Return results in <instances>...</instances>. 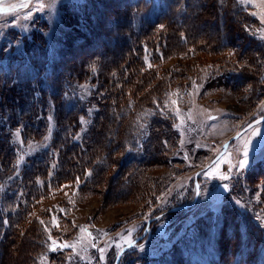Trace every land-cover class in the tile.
<instances>
[{
	"label": "rangeland",
	"instance_id": "374dc122",
	"mask_svg": "<svg viewBox=\"0 0 264 264\" xmlns=\"http://www.w3.org/2000/svg\"><path fill=\"white\" fill-rule=\"evenodd\" d=\"M115 1L100 0L96 5L93 3L91 11L94 16L93 23L91 18L74 21L72 15L70 16L66 12L71 11L72 3L88 2L87 0H0V68L1 71H8L7 74L0 72V126H4V133L0 136V146L4 143L3 137L5 134H11L10 138H12L15 134L19 135L17 129L20 128L8 119L5 108L20 106V109L23 110L22 99L24 97H31L40 104L36 103L34 107L32 105L28 106L29 110L31 107L33 109L30 110V116L27 117L25 122H29L31 126H29V130H25L26 134H23V136H32L30 141L25 143L24 140L22 142L21 139H16L17 146L13 149H19L23 152L24 158L26 156L29 158L37 157L38 152L41 151L43 146L47 145V142L53 143L55 138L64 133L62 129H64L66 120L65 114H68L65 111L68 105L74 102V108L77 110L79 105L84 104L81 100L83 98L70 92L67 83L69 71L67 69L70 67L71 62L80 61L87 53L110 52L118 55L126 43L123 42L126 39L121 41V38L130 36V39H133L135 34L134 25L136 26V23H138L136 16L119 19L116 23L112 15L116 16L113 11L126 6L130 0ZM172 1L174 3L175 0ZM176 1L177 6L173 9L175 13L169 19L170 22L178 26V23H181V25L187 23L190 18L189 12H192L191 15L194 14L195 11L199 10L201 4H205L201 8H207V12L204 14L206 16L210 15L208 13L215 0ZM216 1L218 6L217 4L212 6V10L225 8L227 3L228 7L230 3L232 5L236 3V8L239 5L242 6V9L237 10L236 15L233 14L234 19L236 16L237 26L235 49L226 48L221 52H217L212 50L214 48L209 41L210 47L200 49V45L204 43L198 42V40L191 45L189 43L187 47L183 48L182 52L163 51V48L159 46V49L154 50L153 56L144 61L145 63L151 60L152 63L145 64L144 73H141L140 77L134 78L125 73L128 82L124 99L127 102L129 100L126 105L128 108L143 109L147 103L153 104L156 100H162L164 105H168L169 110L174 111L187 124L196 127L194 118H197L203 125L202 128L196 127L198 130L191 128L194 136L205 141L209 146V149L204 153L205 156L201 157L203 162L206 163L202 162L195 172L182 169L183 164L180 163V157L175 154L174 149L169 147V149L163 151L160 147L159 149L154 148V143V153L148 159L146 158L142 177L145 179L154 177L158 180L162 177L164 179L166 174L170 175V182L162 191L160 197V199L163 197L162 201L175 195L176 198L183 199L185 202L189 201L188 204H190L195 193V173L207 165L221 151L224 143L255 119L264 117L263 79L260 83L263 85L262 93L258 95L257 101L253 103L250 102L249 93L250 88L255 86L254 77L245 73L250 78L239 89L236 87L237 90L233 87L230 89L217 80L221 77L219 72L226 67V65H222L226 64V58L236 59V70H240L247 56L256 52V45H254L255 47L252 45V40H256L254 36L258 33L257 37L264 40V0H230V2L222 0L221 3L220 0ZM189 2L190 5H188ZM184 4L186 5L185 10L183 9ZM66 5L68 8H65ZM148 9L147 6L145 12ZM180 14L184 16L178 22ZM226 18L227 26L230 23L231 16L228 18L226 15ZM243 19H246L248 25L242 21ZM141 21L143 22L142 18ZM89 23L90 25H87ZM114 27H117V29ZM128 27L129 29H127ZM217 28H219V21L217 22ZM121 29L124 30V33H121ZM199 30L206 33L208 37H214L216 33L212 25L200 26ZM99 31L104 36H101ZM85 33H92V41L83 38L86 36ZM34 35L38 36L39 39L35 38ZM118 35H121L120 38ZM72 36L79 41L75 42L74 46L69 47L68 55L63 54L62 72H57L59 83L56 89L50 88L54 85L53 78L48 76L47 68L50 67L44 64V67L39 68V61L43 54L45 58V52L53 55L56 48L63 45V39L66 38V44L73 41ZM249 39L252 40L249 41ZM88 44L90 45L88 46ZM43 48L45 49L44 52H42ZM142 50H138V54ZM243 51L244 56L239 58L243 55ZM18 53H23L25 58L23 59V62H25L22 63L24 64L22 71H14V66L19 64L15 57ZM145 53L147 52H144V55ZM84 62L85 59L80 64ZM72 63L75 64V62ZM76 66L79 68L78 63ZM217 69L220 70L217 72L215 71ZM246 70L248 71L249 68H246ZM81 71L83 69L80 67L78 73L81 74ZM209 71L212 72L209 73ZM255 80V84L258 86V79ZM5 82L9 84V87L5 88ZM84 85H87V83ZM98 91L94 92L90 104L107 102L104 97L103 102L99 101L103 94ZM200 122L196 121V124L201 125ZM47 137L50 138L49 141ZM114 142V140L106 141L111 148L115 147L118 150L121 147L122 152L127 149L122 143L115 145ZM176 145H179L181 151L184 152V154L182 153L184 157L190 156L192 158L194 156L195 151L191 146L188 149L186 147L188 144H183L178 140ZM100 149L98 148V153H100ZM117 153L112 158L119 159L120 151L118 150ZM133 155H136V153L133 152ZM116 169V166L109 168L108 173L103 174L102 180H107L109 177L113 178ZM175 169H179V171H173ZM249 169L254 172L253 177L246 173ZM259 171H261L260 174ZM127 172L128 170L123 172L124 175L120 180H115V187L112 191L106 188L105 182L104 185L95 187L90 193H86L85 190L83 193L69 192L66 189L69 185L66 186L65 184H61L54 190L52 189L53 191H50L48 196L40 199L31 207V211L27 216V219L29 218L26 221L27 225L16 229L13 234L9 233L7 238L5 237L7 232L5 230L2 232L0 227V236L2 234L0 246L4 247L5 251L2 263L26 264L28 258L31 260L32 256L37 260L35 264H50L52 261L56 263L59 258L65 256L61 250L66 245L60 239L68 240L75 233L78 236L76 243L79 247V254L83 255L77 254L75 242L72 245V251L77 256L87 260V262L82 263L72 256L71 259H75L72 264H107L106 258L112 251L116 253L117 258L120 250L141 236L147 227V221L152 219L146 218L150 217L151 211L154 209L153 206H149L146 210H143L146 200L138 196L142 183L139 184L131 180L134 185L132 187L133 191H130V194L128 192L127 195L125 188L119 189L120 181L127 179ZM237 177L246 179V182L250 183L249 193L256 206L260 207L258 213V217H260L261 214H264V122L233 140L221 159L199 175L197 179L199 186L198 198L193 206L199 205L201 208L191 214L188 211L182 212L179 217L162 218L159 223L155 221L149 226V231L141 239L142 241L139 240L141 242H138L137 245L142 246V252L146 254L152 255L161 252L152 264H176L177 259L181 260L177 264H210L209 258L215 255L214 246L217 243L216 235L219 232L217 230L221 221V217L217 215L216 211L223 203L224 198H227L229 203L234 200V182ZM158 181H161V179ZM160 199L159 203L161 202ZM62 209H64L65 214L64 216L60 215L58 219L56 211ZM185 210L187 209L182 211ZM207 210L208 212H215H213L212 221L210 220L209 223V226L213 227L214 230L212 236L211 231L208 233L210 238L202 231L197 237L198 240L187 238L179 241L178 234L184 232L186 228L194 231L193 226L196 225V231L194 232H197V217ZM184 215L186 217H182ZM156 216L154 217L156 218ZM0 224L2 223L0 222ZM83 224L95 227L97 231L102 232L98 239H100V243L105 244L102 247V252L97 255L98 258L96 255L89 258L84 254L87 251L89 253L91 245L89 233H86V230H81L80 226ZM105 229L109 230L106 235L103 234ZM51 235L56 236L58 244L51 241ZM169 235L170 239L175 242L174 250H169L167 244L169 241L167 236ZM13 240L15 241L13 242ZM187 241L189 242L187 243ZM196 242H199V244L205 242V248L202 249L199 244L197 247ZM229 244L231 242L228 243L227 248H230ZM30 248L34 250L33 254L28 257L26 250L28 252ZM40 248H44L47 253L42 252ZM113 255L108 256V259H111ZM84 259L81 260L84 261Z\"/></svg>",
	"mask_w": 264,
	"mask_h": 264
},
{
	"label": "trees",
	"instance_id": "16d2710c",
	"mask_svg": "<svg viewBox=\"0 0 264 264\" xmlns=\"http://www.w3.org/2000/svg\"><path fill=\"white\" fill-rule=\"evenodd\" d=\"M87 1L88 2L72 3L71 11H66L70 16L72 15L71 17L74 21H77V19L87 20L91 18L94 23V16L91 12L93 3L96 5L100 0ZM192 1L193 0L190 2ZM221 1L222 0H220V3ZM228 1L230 2V0ZM115 2H119V0ZM176 2V0L174 3L172 0H130L126 6L120 7L117 11H113V13H116V16L112 14L114 22L116 23L119 19L122 20L124 18L136 16L138 23H136V26L134 25L135 34L133 39H130V36L128 38H121V41L126 39L123 41L126 43L118 55L111 54L110 52H103L101 54L87 53L80 61H72L75 62V64L72 62L71 65L69 64L70 67L67 69L69 70L67 83L69 84L70 92L83 98L84 100H81L84 104H82V106L79 105L77 110L74 108V102L68 105L65 110L68 114H65L66 120L64 129H62L64 133L60 130L63 134L55 138L53 143L47 142V145L43 146L41 151L38 152L37 157L29 158L26 156L24 158L23 152L13 148L17 146L16 139H21L22 142L24 140V142L26 141L25 143L30 141L32 136H23V134H26L25 130H29V126H31L29 122L25 121H27V117L30 116V110L33 109L32 107H34V104H40V102H35L31 97H24V99H22L24 105L23 110L20 109V106L5 108L8 119H10V121L12 120L15 126L17 125L20 127L17 129V133L20 136L15 134L14 137L10 138L11 134H5L3 137V146H0V222L2 223L0 227L2 228V232L4 230L7 232V235H5L6 238L9 236V233L13 234L16 229L21 228V226L23 227V225H27L26 221L29 220L27 216L31 211V207L40 199L48 196L50 191H53L61 184H65L66 186L69 185V187L66 188L69 192L83 193L85 190L86 193H90L95 187L104 185L103 183L105 182L106 188L112 191L113 187H115V182L120 180L124 175L123 172L127 170V179L120 181L119 189L125 188L127 195L128 192L130 194V191H133L132 187L134 185L131 183V180L132 182L136 181L139 184H144H141V190L138 191V196L146 200L143 210H146L149 206L154 207L150 217L146 219H154V216H158L162 211H167L174 207L185 206L189 203V201L185 202L183 199L176 198L175 195L167 198L165 201H162L163 197L160 199L162 191L165 190L167 184L170 182L169 174H166L164 179L163 177L160 178L161 181H158L160 179L156 180L154 177H147L145 179L142 176L144 174L146 158L148 159L151 157L154 153L153 149H159V147L162 148L163 151H166L169 147L174 149L176 152L175 154L180 157L179 159L180 163L183 164V170H192L195 172L199 169L203 162L201 157L205 156L204 153L209 149V146L205 141L197 139L192 129L198 130L196 127L202 128L203 125L197 118H194L196 127L192 124H187L185 121L181 120L174 111L169 110L168 105H164L162 100H156L153 104L147 103L143 109L138 108L135 110V108H128L126 105L129 100L127 102L124 99L125 88L128 82V77L126 75L133 76L134 78L137 76L140 77L141 73H144L143 69L146 67L145 64L151 62V60L145 63L144 61L148 57H152L154 52L159 49V46L163 48V51L166 50L174 53L179 51L182 52L183 48L187 47L189 43L191 45L198 40V42L204 43L200 45V49L210 47L209 42L214 48L212 50L217 52H221L226 48L235 49L237 35L235 29L236 17L234 19L232 14L236 15L237 10L242 9V6L239 5V7L236 8V3L235 5L230 3V8V5L228 7L227 3L225 8L222 7L212 10V6L216 4L218 6V2L215 0L208 13L210 15L206 16L204 13L207 11V8H201L205 6V4H201L199 10L195 11L194 14L191 15L192 12H189L190 18L187 23L182 25L178 23L177 26L170 22L169 19L171 15L175 13L173 9L177 6ZM190 2L188 5H190ZM147 6L149 9L145 12ZM66 7L67 5L65 8ZM185 7L186 5L184 4V10ZM200 12L201 15L199 16ZM127 14L128 16L126 17ZM226 15L228 18L231 16L228 26H226ZM183 16L184 15L180 14L178 22L182 20ZM255 20L258 21L257 19ZM218 21H220L219 28H217ZM242 21L246 22V19ZM133 24L135 23L133 22ZM87 25H90V23ZM207 25H212L213 30L217 29L214 37H208L206 33L199 30L200 26ZM246 25H248L247 22ZM117 27L114 28L117 29ZM127 29H129V27ZM123 31L124 30L121 29V33H124ZM85 34L86 36L83 38L92 41V33ZM99 34L104 36L101 31H99ZM257 34L254 36L256 40H252V45L257 46H254L256 52L253 55L250 54L247 56L245 59L246 63H243L244 65L240 67V70H236V59L232 60L226 58V64H222L223 66L226 65V67L219 72L221 77L217 79L230 89L232 87H238L239 89V87L247 83V79L250 78L247 77L245 73L254 77L255 86L250 88L249 93L250 102L252 103L256 102L258 95L262 93L263 85L260 83L264 80V40L257 37ZM34 36L39 39L38 36ZM118 36L120 38L121 35ZM72 37L74 38L73 41L68 44H66V38L65 40L63 39V45L57 47L53 55L45 52L44 58V54L42 53L43 56L39 61V68L44 67V64L50 67L47 68L48 76H51L54 82V85L50 86V88L56 89L59 83L57 72H62L61 68L64 62L63 54L66 53L68 55L70 50L69 47L71 45L74 46V43L79 41L74 36ZM250 40L251 39H249V41ZM90 44H88V46ZM140 49H143V54L142 51L138 54V50ZM44 51L45 49L43 48L42 52ZM144 52L147 53L144 55ZM243 56L244 51L243 55L239 56V58ZM15 57L19 64H16V66L13 65L15 67L14 71H22V66L24 65L22 63L25 62H23V59H25L23 53H18ZM84 59L85 62L80 64ZM77 63L79 68L81 67L83 69L81 74L80 72L78 73L79 68L76 66ZM246 68H249V70L247 71ZM219 70L220 69H217L215 71L218 72ZM0 72L7 74L8 71H1L0 68ZM211 72L212 71H209V73ZM256 78L259 82L258 86L255 84ZM85 83H87V85H84ZM4 85L5 88L9 87L7 82H5ZM95 91L103 94L101 99H99L100 102H103L104 98L107 99V102L105 101L103 104H90ZM31 105L32 107L29 110L28 106ZM196 121L200 122L201 125H197ZM35 128L40 130L38 127ZM2 133H4V126H0V136ZM126 133L127 135H125ZM49 139L50 138L47 137L48 141ZM107 139L109 141L114 140L115 145L122 143L126 146L127 149L124 150V152H122L121 147H119V159L112 158L118 150L115 147H109L106 143V141H108ZM178 140L183 144H188L186 146L188 149L190 146L193 148L195 153L192 158L182 155L184 152L181 151L179 145H176ZM154 143L155 147L153 148ZM98 148H101L100 153H98ZM133 152H135L136 155H133ZM114 166H116L117 169L113 178L109 177L107 180H102L103 174L108 173L109 168ZM250 170L251 169L247 170L246 173L253 177L254 172ZM173 171L178 172L179 169ZM258 173L260 174L261 171ZM249 185L250 183H248V181L246 182V179L237 177L234 182V200L229 203L227 202V198H224L223 203L216 211L217 215L221 217V221L217 230L219 232L216 235L217 243H215L214 246L215 250L213 249L215 255L209 258L210 264H264V214L258 217L260 207L256 206V203L250 196ZM159 199L161 201L160 203L158 202ZM199 208H201L199 205H195L185 211L180 210L169 213L162 218L169 219L173 216L179 217L182 212L188 211H190L189 214H191ZM213 212H208L207 210L204 213H200L197 217V232H194L196 231V225L193 226L194 231L186 228L184 232L178 234L179 241L187 238L190 240H198L197 237L202 231L210 238L208 234L209 231H211V236L214 232L213 227L209 226L210 220L212 221L213 218ZM56 213L58 219L60 215L64 216L65 214L64 209L57 210ZM182 217L186 216L184 215ZM162 218L156 223H159ZM180 221L182 220L180 219ZM170 222L174 223L172 221ZM80 227L82 231L86 230V233L90 235L89 240L91 247L89 248V253L87 251L84 254L89 256V258L95 255L97 257V255L102 252V247L105 244L100 243V239H98L102 235V232L97 231L95 227L85 224ZM108 232V229L103 230L104 235ZM51 236V241L58 244L56 236ZM0 237H2V234ZM77 237L75 233L68 240L59 238L66 245L63 250H61L66 257L59 258L56 263L52 261L50 264H72V262L75 261L74 258L71 259L72 256L76 257L80 262L86 263L87 260L77 256L72 251V245L75 242L76 252L77 254L80 253L76 243ZM167 239H169L167 243L169 250H174L175 242L170 239V235L167 236ZM14 241L15 240H13V242ZM148 242L149 240L147 243ZM188 242L189 241H187V243ZM230 242V248H227ZM200 243L201 244L196 242L197 247L199 244L202 249L203 247L205 248V242ZM3 244H5V242H3ZM141 247L142 246L139 245L138 247H132L124 251L118 264H152L154 262L153 260L157 259L160 255L159 253H161L159 252L152 255L146 254L142 252L143 248ZM40 249L42 252L44 251L47 253L44 248ZM33 250V248H30L28 252L26 250V255L29 257V255L33 254ZM4 252V247L0 246V264H3ZM111 254H114L113 257L108 259V256ZM111 254L109 253L106 258L108 261L107 264H113L116 258V253L114 251H112ZM29 259L30 258H28L26 264H35L37 261L34 259V256H32L31 260ZM81 259H84V261ZM180 261V259H177L176 264Z\"/></svg>",
	"mask_w": 264,
	"mask_h": 264
},
{
	"label": "water",
	"instance_id": "95a60500",
	"mask_svg": "<svg viewBox=\"0 0 264 264\" xmlns=\"http://www.w3.org/2000/svg\"><path fill=\"white\" fill-rule=\"evenodd\" d=\"M262 122H264V117H260V118L255 119L254 121H252L251 123H249L247 126H245L241 131H239L236 135H234L231 139H229L226 143H224V145L222 146L221 151L207 165H205L203 168H201L200 170H198L195 173V175H194V189H195V193H194V198H193L192 202H190V204L185 205V206H179V207L171 208V209H169V210H167L165 212H162L156 218H154L152 220H149L147 222V227L143 231L142 236L138 237L132 243L128 244L125 248H123L121 250V252L118 254V256H117L114 264H118L119 258H120L121 254L124 251H126L129 248L135 247L137 245V243L139 242V240L148 232L149 226H150L151 223L160 220L163 216H165V215H167L169 213H172V212H175V211L184 210V209H188L189 207H191L192 205H194V203L197 201V198H198L199 186L197 184V179H198L199 175L202 174L203 172H205L206 170H208L209 168H211L219 160V158L226 152V149H227L228 145L233 140H236L243 133H245L246 131L250 130L251 128L257 126L258 124H260Z\"/></svg>",
	"mask_w": 264,
	"mask_h": 264
},
{
	"label": "bare ground",
	"instance_id": "6f19581e",
	"mask_svg": "<svg viewBox=\"0 0 264 264\" xmlns=\"http://www.w3.org/2000/svg\"><path fill=\"white\" fill-rule=\"evenodd\" d=\"M212 1V0H211ZM202 10V9H201ZM214 10V9H213ZM207 12V11H206ZM222 13V12H221ZM233 15V14H232ZM212 16V15H211ZM210 17V16H209ZM236 17V16H235ZM225 18V17H224ZM212 19V18H211ZM227 20V19H226ZM209 22H211V21H209ZM220 22V21H219ZM209 24V23H208ZM232 24V23H231ZM216 26V25H215ZM225 26V25H224ZM227 26H228V24H227ZM237 27V26H236ZM239 28V27H238ZM236 29V28H235ZM217 30V29H216ZM242 31V30H241ZM225 39V38H224ZM252 40V39H251ZM226 42V41H225ZM223 43H224V41H223ZM226 44V43H225ZM221 45V44H220ZM224 47V46H223ZM233 47V46H232ZM257 47V46H256ZM200 51V50H199ZM252 53V52H251ZM195 74V73H194ZM193 206V205H192Z\"/></svg>",
	"mask_w": 264,
	"mask_h": 264
}]
</instances>
